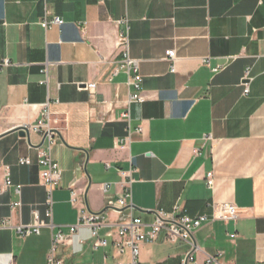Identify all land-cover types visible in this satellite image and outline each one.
<instances>
[{
  "label": "crops",
  "instance_id": "0c3cea01",
  "mask_svg": "<svg viewBox=\"0 0 264 264\" xmlns=\"http://www.w3.org/2000/svg\"><path fill=\"white\" fill-rule=\"evenodd\" d=\"M45 17L63 23L43 28ZM122 33L145 97L130 104L129 122L121 115L135 88L120 68ZM168 50L176 51L175 71ZM5 61L0 164L10 166L13 185L0 193V217L12 227L0 228V253L13 254L14 264H45L54 234L68 233L83 209L104 212L112 224L122 215L149 224L155 209L211 216L215 203L235 204L240 215L195 232L199 262L221 253L224 264H264V0H0V64ZM45 108L58 130L51 157L62 171L51 217L38 163V147L47 141L18 130L35 125ZM24 157L31 163L19 164ZM130 169L131 177L122 175ZM209 171L213 189L205 180ZM4 181L0 172V188ZM129 188L130 206L121 213L108 208ZM17 200L21 207L12 209ZM34 213L53 226L20 236L15 227L32 223ZM109 229L102 227L101 236ZM108 240L109 247L95 250L90 227L80 225L55 259L108 264L110 255L113 264ZM187 249L161 232L141 244L140 263L180 264Z\"/></svg>",
  "mask_w": 264,
  "mask_h": 264
},
{
  "label": "built area",
  "instance_id": "2783aa9c",
  "mask_svg": "<svg viewBox=\"0 0 264 264\" xmlns=\"http://www.w3.org/2000/svg\"><path fill=\"white\" fill-rule=\"evenodd\" d=\"M63 20L60 17H54L53 19L44 18L41 21L43 28H49L52 25H61ZM119 44L122 48L123 59L120 63V68L124 69L129 75V84L132 85L135 90L130 94L127 105L128 109L122 113V118L126 121H130L129 106L133 102H144L145 97L141 90L142 75L138 69V62L129 55V39L126 34L119 35ZM167 57L172 61V71H175L174 60L176 59V51L168 50L166 52ZM9 64V61H5L0 64V71L3 66ZM250 69L245 71L242 79L244 85V93H249ZM30 131H35L43 135L44 140L47 141L46 147H38L39 156L38 163L40 165V177L41 183L47 190L48 199L47 204L49 209L47 216H52V193L54 187L60 182L62 171L58 162L54 161L51 157V148L58 135V130L52 125V119L50 112L45 108L36 124L32 127H27ZM138 132H142V128L137 129ZM130 134L127 138L121 140V147H125L130 139ZM206 139H211V135H206ZM197 152V150H195ZM31 160L28 157L20 158L19 164H30ZM10 166L7 164H0V172L4 175V186L0 188V193L6 188L13 185L10 177ZM123 176L132 175V170L122 171ZM206 184L212 188L215 185V176L213 171H209L206 174ZM108 185H104V189H107ZM16 192L20 194L21 185L15 186ZM132 197V192L129 190L118 200L117 205L110 203L108 208L115 209L121 213L123 208L130 206L129 199ZM72 202L77 204L78 196L76 192L72 193ZM22 202L20 200L11 203L12 209L20 208ZM240 215V209L237 205L231 203H215L212 205L211 216L201 214L194 217L189 215L177 213V208L173 212H166L163 209H155L154 219L151 223H145L140 217H134L132 215H122L114 224L110 223L105 216L104 212H92L87 209L80 211L78 223L69 226L68 233H63L59 230L54 234L52 239V247L50 254L47 257L45 264H61L60 261L55 259L58 247L71 240L76 233L80 225L88 226L91 229V237L93 239L92 247L97 250L99 248H107L110 245L109 238H112V247L114 249L115 261L113 264H141L140 263V248L143 242L155 241L161 232H165L166 238L169 242L184 241L188 244L180 264H201L198 260V253L200 248L195 240V232L200 229L204 224L215 220L222 221H234ZM52 227V223H46L39 218L38 213H34V221L30 224H19L15 227L16 232L26 237L32 234H40L42 228ZM104 226H110L104 236L100 234V229ZM12 227V220L10 218L0 217V228ZM113 227V228H112ZM232 238L236 237V233L230 235ZM0 264H14V256L11 253H0ZM203 264H224L222 261V254L217 253L214 255H207Z\"/></svg>",
  "mask_w": 264,
  "mask_h": 264
},
{
  "label": "rangeland",
  "instance_id": "374dc122",
  "mask_svg": "<svg viewBox=\"0 0 264 264\" xmlns=\"http://www.w3.org/2000/svg\"><path fill=\"white\" fill-rule=\"evenodd\" d=\"M65 264H104L102 262H94L91 260V258L89 257H85L83 259H78V261H67ZM108 264H112V258L111 256L109 255V258H108Z\"/></svg>",
  "mask_w": 264,
  "mask_h": 264
},
{
  "label": "water",
  "instance_id": "95a60500",
  "mask_svg": "<svg viewBox=\"0 0 264 264\" xmlns=\"http://www.w3.org/2000/svg\"><path fill=\"white\" fill-rule=\"evenodd\" d=\"M18 130H19L20 134H22V135H27L28 134L27 127H20V128H18Z\"/></svg>",
  "mask_w": 264,
  "mask_h": 264
},
{
  "label": "clouds",
  "instance_id": "9594fccd",
  "mask_svg": "<svg viewBox=\"0 0 264 264\" xmlns=\"http://www.w3.org/2000/svg\"><path fill=\"white\" fill-rule=\"evenodd\" d=\"M75 250H77V251H78L79 249L77 248V249H75Z\"/></svg>",
  "mask_w": 264,
  "mask_h": 264
}]
</instances>
